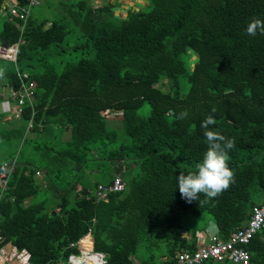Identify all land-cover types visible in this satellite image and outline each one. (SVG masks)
Masks as SVG:
<instances>
[{
    "label": "trees",
    "instance_id": "1",
    "mask_svg": "<svg viewBox=\"0 0 264 264\" xmlns=\"http://www.w3.org/2000/svg\"><path fill=\"white\" fill-rule=\"evenodd\" d=\"M44 1L22 31L0 0V45H19L16 61L0 57V249L69 264L85 237L105 264H162L197 250L213 225L224 240L243 228L264 200V35L246 32L264 19V0H147L124 15L119 2L59 0L60 16L33 17ZM209 130L235 141L234 178L188 203L177 176L195 171ZM118 176L126 189L101 198ZM204 213L205 235L187 237L184 217ZM241 246L249 262L230 261L264 264V227Z\"/></svg>",
    "mask_w": 264,
    "mask_h": 264
},
{
    "label": "built area",
    "instance_id": "2",
    "mask_svg": "<svg viewBox=\"0 0 264 264\" xmlns=\"http://www.w3.org/2000/svg\"><path fill=\"white\" fill-rule=\"evenodd\" d=\"M41 0H28L27 4L20 5L17 0H8V7L4 6L5 9L8 8L13 14L17 15L23 24L21 26L22 31L25 28L28 15L32 5L39 4ZM18 44L13 46H3L0 45V57L9 60L16 61L18 55ZM25 100L20 99V103L24 104ZM42 171L38 170L37 174L40 175ZM8 171L7 165L5 164L3 169L0 170V185L5 187L8 182ZM126 189V183L124 179L120 176L116 177L113 183L109 186L100 185L97 190V194L101 198H107L109 191H124ZM1 215V213H0ZM264 227V200L260 205L254 207L251 218L246 222L245 226L237 231H235L228 240L222 239L219 235L218 230L214 229L209 231L206 236L199 241V246L197 250H184L177 253L175 261L173 262H163L162 264H207L209 261L211 263L217 264V262H222L225 259L234 260L236 263H248L250 259V252L241 246L242 244L249 243L253 237ZM4 239L2 227L0 225V241ZM84 238H82L78 244L82 248L81 254H71L69 258V264H92L91 259L92 253L86 251L84 246ZM76 245L75 243L72 246ZM7 248L0 249V262H4L7 259L16 260V264H32L31 261V251L28 248L19 249L17 247L11 252L10 256H7ZM101 258L100 264H105V254H97ZM209 263V264H211Z\"/></svg>",
    "mask_w": 264,
    "mask_h": 264
},
{
    "label": "clouds",
    "instance_id": "3",
    "mask_svg": "<svg viewBox=\"0 0 264 264\" xmlns=\"http://www.w3.org/2000/svg\"><path fill=\"white\" fill-rule=\"evenodd\" d=\"M246 32L249 36H255L257 33L264 35V19L257 18L250 21ZM216 111L217 109L213 107L212 112L215 113ZM186 115V112H182L180 118ZM215 123L214 117L209 115L201 126L207 129ZM205 137L208 147L203 153L202 159L196 164L195 171L181 172L177 176V187L180 195L188 203L200 201L201 195L206 197V200L217 197L230 186L234 178V172L229 167L228 158L229 151L235 147V141L226 139L224 135L214 130L206 131ZM214 228V225L211 226L209 231L214 230ZM91 233L90 231L87 236H90ZM91 253L101 254V252L93 251Z\"/></svg>",
    "mask_w": 264,
    "mask_h": 264
},
{
    "label": "rangeland",
    "instance_id": "4",
    "mask_svg": "<svg viewBox=\"0 0 264 264\" xmlns=\"http://www.w3.org/2000/svg\"><path fill=\"white\" fill-rule=\"evenodd\" d=\"M53 1L56 2V3H59V0H45L40 5L35 6L34 8H32V16L37 18V19H43V18H46V17L50 18V19H53V18L58 17V15L60 16V13L63 12V11L60 10L61 7L60 8H56L55 6L51 5V3H54ZM92 1H93L94 5H96V6L97 5H102L105 2V0H92ZM116 2L121 3V6H119V7L115 6L114 11H115L116 14H120V15L121 14L124 15L126 10L129 9V8H132V7H134L135 9H138L139 7H141L143 5H145L143 7H145L146 9H148V7H149V5L146 4V3H148L147 0H109V3H112V4H115ZM135 3H136V5H135ZM137 4L139 5V7H138ZM1 11H2V14H6L4 6L2 7ZM63 14H65V12ZM67 17L70 20H72L71 16L68 13H67ZM6 65H9L7 60L6 61L5 60H0V66L1 67H5ZM2 108L4 109V106H2ZM9 110H10V113H12L14 111V107H13V110H12V106H9ZM149 110H150V107L148 105L143 108V112H145V113H148ZM7 119H9V120L12 119L11 118V114L7 116ZM116 127L124 136L127 137V135H125V133L123 131L122 123H119V125L116 126ZM43 174L44 173L41 172L40 175L37 174V177L41 179ZM119 175L123 176L122 174H119ZM6 187L7 186H5L4 189H6ZM42 193H44V192H42ZM209 219H210V217H209L208 213H204V214H201V215H193V214L186 215L184 217V219H183V223L187 227L186 236L191 238L192 237V234H191L192 231L196 230L198 232L199 236L203 237L205 235L203 229L207 225V223H209L208 222ZM137 259L141 260L138 257H137ZM211 264H215V263H211ZM218 264H235V263L233 261L227 260L225 262L218 263Z\"/></svg>",
    "mask_w": 264,
    "mask_h": 264
},
{
    "label": "crops",
    "instance_id": "5",
    "mask_svg": "<svg viewBox=\"0 0 264 264\" xmlns=\"http://www.w3.org/2000/svg\"><path fill=\"white\" fill-rule=\"evenodd\" d=\"M92 239H93V237H92ZM93 241V240H92ZM14 248H15V246L14 247H8L7 248V251H8V253L9 254H7V256H10V254H11V252L14 250ZM83 248H84V246H83ZM133 259H134V262H135V264H140L141 262H140V260H138L136 257H133ZM17 262H16V260H9V259H7L6 261H4V262H0V264H16Z\"/></svg>",
    "mask_w": 264,
    "mask_h": 264
},
{
    "label": "bare ground",
    "instance_id": "6",
    "mask_svg": "<svg viewBox=\"0 0 264 264\" xmlns=\"http://www.w3.org/2000/svg\"><path fill=\"white\" fill-rule=\"evenodd\" d=\"M89 252H91V251H89ZM91 259L93 260L91 263L92 264H100L101 263V258H100V256L99 255H96V254H92L91 255Z\"/></svg>",
    "mask_w": 264,
    "mask_h": 264
},
{
    "label": "water",
    "instance_id": "7",
    "mask_svg": "<svg viewBox=\"0 0 264 264\" xmlns=\"http://www.w3.org/2000/svg\"><path fill=\"white\" fill-rule=\"evenodd\" d=\"M97 254H100V253H97ZM81 264H85L84 262H81Z\"/></svg>",
    "mask_w": 264,
    "mask_h": 264
}]
</instances>
